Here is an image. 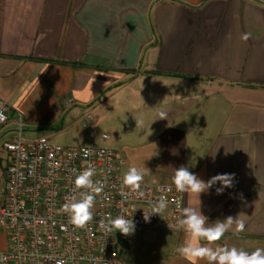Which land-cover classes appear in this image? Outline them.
Returning <instances> with one entry per match:
<instances>
[{
	"label": "crops",
	"instance_id": "crops-1",
	"mask_svg": "<svg viewBox=\"0 0 264 264\" xmlns=\"http://www.w3.org/2000/svg\"><path fill=\"white\" fill-rule=\"evenodd\" d=\"M1 102L0 206L18 115L23 136L49 140L107 117L131 126L133 147L115 152L143 182L174 187L180 166L204 181L235 174L222 194L200 195L201 212L245 223L219 245L264 248V0H0ZM136 231L130 264H189L176 251L183 231Z\"/></svg>",
	"mask_w": 264,
	"mask_h": 264
},
{
	"label": "built area",
	"instance_id": "built-area-1",
	"mask_svg": "<svg viewBox=\"0 0 264 264\" xmlns=\"http://www.w3.org/2000/svg\"><path fill=\"white\" fill-rule=\"evenodd\" d=\"M10 111L6 102L0 103V127L8 122ZM15 120L16 135L3 144L8 163L0 206V233L6 239L0 264H119L116 247L121 235L102 226L109 215L132 218L139 230L180 232L169 228L181 218L183 206V193L175 187L143 182L144 196L137 198L122 185L124 160L119 153L108 147L60 146L46 137L25 140L23 119L18 115ZM89 165L95 169L93 179L104 187L96 197L93 220L81 229L70 224L61 209L73 194L75 177ZM161 195L168 209L146 223L144 212Z\"/></svg>",
	"mask_w": 264,
	"mask_h": 264
},
{
	"label": "clouds",
	"instance_id": "clouds-1",
	"mask_svg": "<svg viewBox=\"0 0 264 264\" xmlns=\"http://www.w3.org/2000/svg\"><path fill=\"white\" fill-rule=\"evenodd\" d=\"M249 34H242V39L247 40ZM159 119H167V113H159ZM87 155V153H85ZM96 175L93 166L89 165L73 182V194L68 197L67 202L62 206V212L69 217V223L76 228H86L94 218L93 208L97 195L103 192L104 185L93 177ZM235 174H217L207 181L191 172L188 167L180 166L175 169L172 176V184L179 193H187L189 197L195 195L198 199V207L191 205L180 206L181 218L170 229L183 231L186 239L177 248V253L189 261V264H199V261H206L207 264H264V248H256L252 252L245 251L236 246H222L219 242L226 232L232 230L235 225V232L241 233L245 230V223L237 218L228 216L224 220H217L209 223L208 218L203 215L200 209L199 199L202 193H208L215 185L220 187L215 189L220 195L226 188L233 187ZM144 181V172L135 166L130 167L122 177V185L127 187L137 198H142L144 192L141 190ZM171 191V188L168 189ZM169 202L164 195H161L155 203H152L150 211L145 213L143 219L150 222L153 215H161L168 209ZM102 226L107 232H116L121 235L131 236L135 232L136 225L132 218L119 215L113 218L108 216L102 221Z\"/></svg>",
	"mask_w": 264,
	"mask_h": 264
},
{
	"label": "rangeland",
	"instance_id": "rangeland-1",
	"mask_svg": "<svg viewBox=\"0 0 264 264\" xmlns=\"http://www.w3.org/2000/svg\"><path fill=\"white\" fill-rule=\"evenodd\" d=\"M108 114V113H107ZM86 123H77L72 128L70 133H61L56 137H50L54 144L61 146L73 145L75 141L82 146L90 147H108L117 152L128 153V148L133 147L134 135H132V129L130 125H127L122 129L123 125L116 124L115 122L108 121L107 117L103 120H98L94 116V122L89 127H85ZM28 131V130H27ZM30 133L25 134L23 137L25 140H33L40 137L50 136L49 130L33 129ZM66 131V130H65ZM26 133V132H24ZM107 135L108 140L103 141L102 136ZM129 168L124 167L122 169V177L127 172ZM137 230V229H135ZM135 234L141 235L140 231L134 232ZM5 236L0 233V248L2 241L4 242ZM1 250V249H0ZM117 258L119 264H130L132 259L129 250L122 248L120 245L116 247Z\"/></svg>",
	"mask_w": 264,
	"mask_h": 264
},
{
	"label": "water",
	"instance_id": "water-1",
	"mask_svg": "<svg viewBox=\"0 0 264 264\" xmlns=\"http://www.w3.org/2000/svg\"><path fill=\"white\" fill-rule=\"evenodd\" d=\"M116 234H117V235H121L119 231H116ZM118 244H119L122 248H124V249H126V250L129 249L128 241H127V239L124 237V235H121V237L118 238Z\"/></svg>",
	"mask_w": 264,
	"mask_h": 264
}]
</instances>
